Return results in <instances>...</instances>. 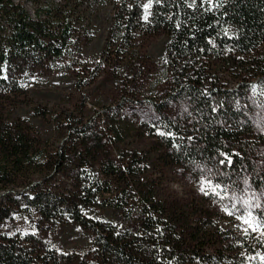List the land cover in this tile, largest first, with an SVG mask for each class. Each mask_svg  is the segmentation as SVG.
<instances>
[{
	"label": "trees",
	"instance_id": "16d2710c",
	"mask_svg": "<svg viewBox=\"0 0 264 264\" xmlns=\"http://www.w3.org/2000/svg\"><path fill=\"white\" fill-rule=\"evenodd\" d=\"M29 1L0 0V264H260L262 236L223 209L264 188L248 118L264 105V0ZM98 33L115 85L155 117L86 82ZM202 173L214 190L172 191L169 176Z\"/></svg>",
	"mask_w": 264,
	"mask_h": 264
},
{
	"label": "rangeland",
	"instance_id": "374dc122",
	"mask_svg": "<svg viewBox=\"0 0 264 264\" xmlns=\"http://www.w3.org/2000/svg\"><path fill=\"white\" fill-rule=\"evenodd\" d=\"M14 1L22 3L31 14L33 13V3L29 0ZM53 1L57 2L58 0ZM103 38L104 35L98 33L87 48V63H85V68L83 69V76L86 82H90L91 87L100 88L97 98L105 100L108 104L123 102V112L130 118L155 117L151 105L147 101V96L129 93L128 91L125 92L122 85L119 87L113 82L108 70V66H111V63H108V66H106L101 57ZM160 42L161 39L155 37L147 43L153 58L158 56ZM170 106V114L182 115L183 111L186 110L183 104H171ZM251 107L253 110L248 118L253 125L256 135H252L249 141H258L257 164L264 166V105L259 101H252ZM144 142L146 141H140L138 145H142ZM169 181L172 191L181 197L186 196L189 192L198 194L207 189L216 188L214 184L215 178L208 173H202L195 177L188 174L186 177H176L175 179L169 176ZM230 200L235 207L236 205H240L243 209L239 211L238 215L228 213L229 209H223V214L226 215L224 220L230 222V226L236 234H242L244 231L249 230L256 235L262 236L261 241L264 245V216L257 217L255 215L256 212H264V188L256 191L249 184L244 183L243 187L233 194ZM232 210L234 211L235 209H230V211ZM260 259V264H264V250L260 255Z\"/></svg>",
	"mask_w": 264,
	"mask_h": 264
}]
</instances>
